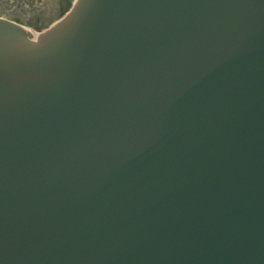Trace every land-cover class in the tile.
I'll return each instance as SVG.
<instances>
[{
	"label": "water",
	"instance_id": "1",
	"mask_svg": "<svg viewBox=\"0 0 264 264\" xmlns=\"http://www.w3.org/2000/svg\"><path fill=\"white\" fill-rule=\"evenodd\" d=\"M0 264H264V0L0 17Z\"/></svg>",
	"mask_w": 264,
	"mask_h": 264
},
{
	"label": "rangeland",
	"instance_id": "2",
	"mask_svg": "<svg viewBox=\"0 0 264 264\" xmlns=\"http://www.w3.org/2000/svg\"><path fill=\"white\" fill-rule=\"evenodd\" d=\"M75 0H0V17L42 31L59 20Z\"/></svg>",
	"mask_w": 264,
	"mask_h": 264
},
{
	"label": "bare ground",
	"instance_id": "3",
	"mask_svg": "<svg viewBox=\"0 0 264 264\" xmlns=\"http://www.w3.org/2000/svg\"><path fill=\"white\" fill-rule=\"evenodd\" d=\"M26 31L28 33H31L34 36H39L41 34V32H42V31L40 32V31H38L36 29H31V28H26Z\"/></svg>",
	"mask_w": 264,
	"mask_h": 264
}]
</instances>
